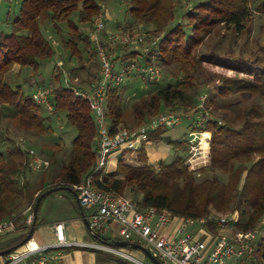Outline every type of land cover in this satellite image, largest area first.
<instances>
[{
  "label": "trees",
  "instance_id": "trees-1",
  "mask_svg": "<svg viewBox=\"0 0 264 264\" xmlns=\"http://www.w3.org/2000/svg\"><path fill=\"white\" fill-rule=\"evenodd\" d=\"M101 1L20 0L19 12L8 17L13 32L0 34V221L11 216L12 212L18 214L17 219H21L22 215L18 212L25 205H31L33 212L37 197L51 188L67 187L66 190L75 193L71 185L81 182L95 169L96 120L88 102L68 88L60 75L53 74L51 81L54 85L51 112H65L68 123L76 130V136L72 141L68 164L56 178L59 181H51L49 185L37 189L31 185L28 179V172L33 171L28 166L31 156L18 144L19 136L11 135L5 123L12 121L19 130L36 136L53 132L52 126L48 124L50 118L43 115L46 109L35 102L32 94H26L20 85L14 86L13 83L17 82L18 74L24 67H31V75L34 76L41 62L55 55L51 41L43 33L42 21H49L61 37L60 23H66L68 39L62 37V44L72 57L76 56L82 61L86 52L88 58H97L88 33L82 31L69 17L81 6L80 20L92 21L93 15L100 9ZM250 3L251 0H207L195 4L185 15L192 26L188 35L182 21L179 25L167 28L174 19L175 0H129L127 11L130 16L140 22L153 24L154 29L150 32L162 36V39L158 45L147 44L143 52L120 47V58L149 65L156 52L162 73L164 68H172L170 73L178 81L168 82L167 85H162L160 81L148 83L153 87V92L142 95L133 103V125L126 126L128 129L136 130L167 107L181 105L183 110L193 112L187 104V99L192 96L190 92L196 85L190 66L202 65L204 61L203 56L196 59L197 49L220 25L233 26L236 31H241L250 16ZM261 4L260 10L264 11V1ZM96 63L99 64L98 61ZM259 74H264V71L254 70L257 78L254 83L243 78L221 77L222 83L212 94L210 103L214 104L216 98L223 102V99L237 92L264 97V80L261 81ZM96 77L85 82V86H76L86 87ZM136 80L139 81L133 78L128 84L112 88L108 93L106 113L111 134L125 122V97L128 92L132 93L133 88L128 85ZM214 80V75L210 73L207 84ZM253 107L245 111L244 122L239 128L217 118L199 126L196 124L194 128L195 118L191 129L204 133L200 147L196 149L164 136L167 128L151 131L149 135L152 142L166 141L177 149L171 162H149L146 146L142 144L136 152L126 151L116 171L107 174L102 182L96 176L95 183L116 194H123L130 188L142 194L139 204L144 208H166L177 215L201 217L214 211L237 210L242 217L241 229H253L264 215V113ZM129 154L130 157L136 154V165L126 162ZM262 246L259 243L258 250L261 251ZM137 251L141 254V260L145 263L150 261L142 251ZM95 264L136 263L118 255L96 251Z\"/></svg>",
  "mask_w": 264,
  "mask_h": 264
},
{
  "label": "built area",
  "instance_id": "built-area-1",
  "mask_svg": "<svg viewBox=\"0 0 264 264\" xmlns=\"http://www.w3.org/2000/svg\"><path fill=\"white\" fill-rule=\"evenodd\" d=\"M105 21L106 17L102 13L94 16L88 33L99 62L97 77L91 84L86 87L75 86L70 77L72 74L64 68L62 61L56 62L53 69L54 75H63V83L88 102L98 126L95 169L81 182L71 185L78 203L85 209L88 230L95 242H68L64 234V222H57L53 224V243L33 245L29 239L23 250L0 255V264H50L56 258L53 250L67 245L85 246L127 258L134 263L147 264L124 250L126 248H118L115 245L118 240L142 245L162 264H264V255L257 254L258 241L264 233V215L253 229L246 230L240 227L242 218L237 210L218 214L213 212L201 217L177 215L166 208H144L127 196L95 183L96 176L100 182L104 181L110 159L113 158L117 164L120 160H117V155L122 156L129 150L136 152L142 144H150L149 132L160 127L171 129L182 123L180 115L168 111L144 122L136 130L119 125L114 134L110 133L106 112L108 93L112 88L133 78L154 83L162 77L156 52L152 55V63L147 65L122 60L119 48H131L146 42L155 46L162 36L129 24H121L115 32H109ZM53 90L54 85L49 84L37 87L32 94L35 102L49 112L53 109ZM208 120H213V117L205 111L196 119L194 128L196 124L199 126ZM18 144L31 156L28 166L32 170H47L50 165L47 158L43 159L33 148H27L23 140ZM17 217L11 214L0 221V236L17 230Z\"/></svg>",
  "mask_w": 264,
  "mask_h": 264
},
{
  "label": "rangeland",
  "instance_id": "rangeland-1",
  "mask_svg": "<svg viewBox=\"0 0 264 264\" xmlns=\"http://www.w3.org/2000/svg\"><path fill=\"white\" fill-rule=\"evenodd\" d=\"M205 1L207 0H175L176 9L174 11V19L170 22L168 25L169 27L167 28L170 29L172 26H176L177 24L179 25V23L182 21L181 23L185 24V31L189 35L191 33L192 26L185 17L187 10L193 7L195 4L204 3ZM262 1L264 0H251L249 10L250 16L245 21V25L241 31H236L233 26L227 27L220 25L197 49L195 53L196 59L203 56L204 61H202V65H197L196 67L190 66L192 72H194L196 85L190 92L192 96L191 98L189 97L187 99V104L188 106L190 105V109L192 108L193 112L190 110H183V106L176 105L161 110L162 113L160 114H165L168 111L174 112L175 114L182 117L181 127H186L190 122L195 120V116L196 119H198L200 115L204 114L205 111H208L213 119H220L222 122H226L235 128H239L244 122L246 110L256 106L264 113V97L260 94L254 95L253 93V95H246L237 92L223 99L225 105L220 98H216L214 104L210 103V100L213 96L212 94L222 83L221 77L227 76L228 78L235 79L243 78L254 83L257 80L256 76H254V70H259L261 73L264 71V11L260 10V8L263 6V4H261ZM3 2V7L6 5V8H11L10 11L13 16L19 12L20 0H3ZM128 3L129 0H103L99 2L100 9L97 14L102 13L104 14V17H106V30L109 32H115V30L118 28L111 30L107 25H111L117 21L121 23L125 22L124 24H129V26L142 29L145 32H150L151 29L153 30V25L152 27H149L150 25H145L144 23L140 22H126L131 17L127 11L129 8ZM8 11L9 9H6L4 14H0V34H9L13 32L11 23L5 21L8 17ZM80 12L81 6L75 12H73L69 18L76 25H78L82 31L89 33L91 21L82 22L80 20ZM96 15H93V17ZM60 24L62 37L64 39H68V29L66 23ZM42 29L44 31L43 33L51 41L55 55L50 59L44 60V62L42 61L39 66V70L34 76L31 75L33 73V69L31 67H24L23 70L18 74L17 82L13 83L14 86L20 85L22 87L21 89H23L26 94H33L37 87L41 85L44 86L52 84L53 82L51 81L53 79V69L56 62L58 61H62L64 63V68L70 71L72 74L70 75L71 81L75 86H85V82L91 81L96 77L99 70V64L97 65L96 63V61H98L97 58H88L86 52H84V60L82 61H80L76 56L72 57L70 55V51L63 46L62 37L57 33L54 26L49 21H42ZM105 34L107 33L105 32ZM146 43L142 45L138 44L128 49H135L138 51L141 50V52H143V50L147 47V44H149ZM80 47H82V45H80ZM138 59L141 58L138 57ZM171 70L172 68H164V73H162V77L159 80L162 85H167L168 82L178 81L170 73ZM248 70H251V73H248ZM210 73L214 75L215 80L213 83L207 84V79L210 76ZM259 75L261 76V81H263L264 74ZM60 77L63 81V75ZM76 79L78 80L76 81ZM129 82L130 81H128L127 84ZM129 86H133V88L131 90L132 93L128 92L125 97V122L120 124L123 127L133 125V113L131 112L133 103L137 101L142 95L153 92V87L145 82H139L136 80L131 85H128V87ZM194 111H197L196 114ZM43 115L50 118L48 124L52 126L53 129V132L50 134L36 136L33 133H27L23 130H19L16 124H14L12 121L10 123H8L9 121L5 123V126L8 128V130L10 129L11 135H15V137L19 136L17 137L18 141L23 140L27 148H33L39 157H44V159L47 158L50 163V167L44 172H28V179L30 180L31 185L36 189L44 186L46 183H48V181H59V179L57 180L56 178L59 174H61V169H63L65 164H68L70 159L69 155L72 150V141L76 136V130L68 123L65 112L55 113L46 110ZM203 134L204 133L202 132L199 133V136L197 137L191 136L190 144L194 145L193 149L200 147L199 144ZM207 140L209 142L210 139L208 138ZM135 156L136 154L127 158L126 162L136 165L137 158H135ZM116 157L117 159H120L121 155H117ZM172 157L174 158V154L173 152H170V158L165 161L171 162L173 159ZM111 164L115 165L114 161ZM110 166L111 165L108 164L106 168L108 169ZM105 174H110L109 170L108 173ZM205 176H211V174H206ZM221 177L222 179H225V177ZM58 192H61V196L74 195V193L70 190H58L48 194L42 202L40 211H38L39 219L42 218L43 214L41 211H44L48 201L59 195ZM123 195L135 202H142V195L136 191H132L130 188H127ZM31 208V205L22 206L18 213L22 215L24 220L21 218L17 219L16 221L18 225L22 220L23 224L24 221L26 222L25 225L28 226V232L26 236L28 235L34 220ZM63 211L67 212V208ZM214 213L218 214L226 212L214 211ZM15 214L18 215L17 213L12 212V215ZM25 217H27V219ZM11 234H13V232L0 236V242H2L1 240H4L5 237ZM86 240L91 241L93 239L88 236ZM259 243L260 246H262V244L263 246L261 247V251L257 248V254L262 256L264 255V233L260 235L258 246ZM24 246L25 244L14 251L23 250ZM124 250L131 252V254L135 256L136 254L140 255V253L135 249L126 248ZM136 257V259H139L138 256ZM146 263L153 264L151 261H146Z\"/></svg>",
  "mask_w": 264,
  "mask_h": 264
},
{
  "label": "crops",
  "instance_id": "crops-1",
  "mask_svg": "<svg viewBox=\"0 0 264 264\" xmlns=\"http://www.w3.org/2000/svg\"><path fill=\"white\" fill-rule=\"evenodd\" d=\"M3 5H4L3 0H0V14L1 13L4 14L5 10L9 9L8 11L9 13L7 15L9 17V15L11 14L10 11L11 8L10 7L6 8V5L3 7ZM8 17L5 20L7 22H9ZM126 22L133 23L140 21L136 20L131 16L129 20H127ZM124 23L117 21L107 26L109 29L114 30ZM140 23H144V22H140ZM144 24L150 25L149 27H152L153 25L149 23H144ZM192 122H190L189 125L186 127H181L182 126L181 124L172 129H167L164 136L169 137L170 140L172 141H182L184 143H187L190 145V149L191 148L193 149L194 145L190 144V138L191 136L194 137L199 136V131L191 129ZM146 150H147V155L149 157V162L156 164L160 161H165L168 158H170V152H173L174 156L178 152L177 149L173 148V146L166 141H159L158 143H154L151 141L150 144L146 145ZM130 154L127 155L126 158H129ZM41 158L44 159V157ZM113 160H114L113 158L109 160V164L111 166L108 168V170L110 173L115 172L117 169V164L115 165L111 164ZM50 182L51 181H48V183H46L45 185L47 184L49 185ZM58 193L59 195L55 196V198L48 201V204L44 209V211H41L43 214L42 218L39 219L38 216L37 223L35 225V231L30 239L31 240L30 243L33 245L35 244L45 245V244L53 243L55 240L53 224L57 222H62V223L64 222L65 225L64 234L68 242L70 243L95 242V238L92 237V235H90L88 227L86 226V223L83 220L82 213L79 208V203L77 201V198L75 197V194L72 196H66V195L61 196V192ZM66 208H67V212H64L63 210H65ZM83 210L85 212L84 208ZM23 220L19 222V225L17 224V230L13 232V234L5 237L4 240H1L2 241L0 242L1 251L6 250L18 244L26 236L28 232V226L25 225L26 222H24V224L22 223ZM88 236L91 237L93 240L91 241L86 240ZM52 253L56 255V258H54L50 264H95L96 263V251L92 248H88L85 246L67 245L61 248L54 249ZM140 255L136 254V256H138V258L141 260Z\"/></svg>",
  "mask_w": 264,
  "mask_h": 264
},
{
  "label": "water",
  "instance_id": "water-1",
  "mask_svg": "<svg viewBox=\"0 0 264 264\" xmlns=\"http://www.w3.org/2000/svg\"><path fill=\"white\" fill-rule=\"evenodd\" d=\"M68 189L67 187H54V188H51L49 190H47L46 192L42 193L39 197H37V201L35 203V209L33 211V224L29 230V233L28 235L22 239L21 242H19L18 244L4 250V251H1L0 252V255H4V254H9L11 253L12 251L14 250H17L18 248H20L21 246H23L29 239H31L34 231H35V225L37 223V216H38V212L39 211V207H40V204L42 202V200L50 193L54 192V191H58V190H66ZM75 196H76V193H74ZM77 198V197H76ZM79 208H80V211L82 213V217H83V220L84 222L86 223V226L88 227V222H87V219L85 217V213H84V210L82 208V206L79 204ZM115 245L119 247H123V248H131V249H137V250H140L142 251L146 256L147 258L153 263V264H162L157 258H155L152 253L146 249L145 247H143L142 245L140 244H137V243H130V242H127V241H116L115 242ZM136 261V260H135ZM136 263L138 264H144V263H141V262H138L136 261Z\"/></svg>",
  "mask_w": 264,
  "mask_h": 264
}]
</instances>
